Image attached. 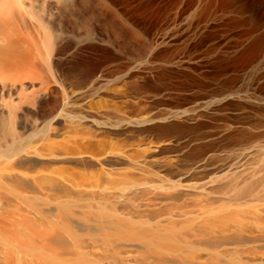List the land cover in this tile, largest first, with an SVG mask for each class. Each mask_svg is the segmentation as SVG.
I'll return each instance as SVG.
<instances>
[{"label":"bare ground","instance_id":"6f19581e","mask_svg":"<svg viewBox=\"0 0 264 264\" xmlns=\"http://www.w3.org/2000/svg\"><path fill=\"white\" fill-rule=\"evenodd\" d=\"M0 264H264V0H0Z\"/></svg>","mask_w":264,"mask_h":264},{"label":"rangeland","instance_id":"374dc122","mask_svg":"<svg viewBox=\"0 0 264 264\" xmlns=\"http://www.w3.org/2000/svg\"><path fill=\"white\" fill-rule=\"evenodd\" d=\"M64 20L66 21L67 19H64ZM122 52H123V56L126 55V56H124V58L133 62V63L144 62L147 59V52H146V50H144L142 48L134 49V50L123 49ZM110 70H111V72H110ZM107 74L109 75V77L117 76V73L113 72L112 66L107 67ZM54 89H55V87H53V89L49 91L50 94L49 93L47 94V98H46L47 101L45 100V104L55 103L54 102L55 99L57 100V96H59V93L57 92L58 90H54ZM54 91H55V93H54ZM58 99H59V97H58ZM94 100H97V98H95ZM142 147L144 148V146H142V145L141 146H133V147L130 146L129 151H132L134 149V151L132 153H135L136 151H138L140 153L141 150H143ZM138 148H140L141 150ZM138 152H136V153H138ZM143 152H146V150Z\"/></svg>","mask_w":264,"mask_h":264}]
</instances>
